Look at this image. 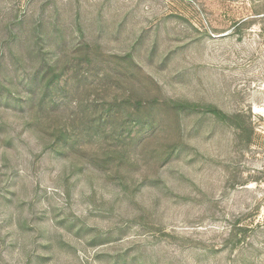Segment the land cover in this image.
Listing matches in <instances>:
<instances>
[{"label":"rangeland","instance_id":"obj_1","mask_svg":"<svg viewBox=\"0 0 264 264\" xmlns=\"http://www.w3.org/2000/svg\"><path fill=\"white\" fill-rule=\"evenodd\" d=\"M263 224L264 0H0V264H264Z\"/></svg>","mask_w":264,"mask_h":264},{"label":"trees","instance_id":"obj_2","mask_svg":"<svg viewBox=\"0 0 264 264\" xmlns=\"http://www.w3.org/2000/svg\"><path fill=\"white\" fill-rule=\"evenodd\" d=\"M191 108H196L198 109L199 107L203 108L205 112L211 113L214 116H216L218 119L223 120L225 122H228L232 125V127L235 129L236 136L241 137L240 135L244 134V130L242 129L244 126V121H243V114L240 112L234 113L232 115H228L221 110H219L217 107L212 106V105H190ZM253 132V130H252ZM251 131H248V136L251 138ZM240 220V219H239ZM238 224V223H237ZM264 225V224H263ZM251 229L249 226H240L234 224L232 226V230L234 231L233 234L235 233V239H237V236H242L244 237L245 235H242L245 233V231H248Z\"/></svg>","mask_w":264,"mask_h":264}]
</instances>
